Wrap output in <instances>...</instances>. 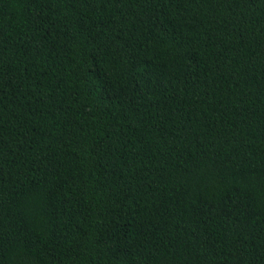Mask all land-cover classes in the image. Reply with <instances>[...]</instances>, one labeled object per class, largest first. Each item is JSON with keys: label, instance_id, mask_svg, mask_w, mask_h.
Masks as SVG:
<instances>
[{"label": "trees", "instance_id": "16d2710c", "mask_svg": "<svg viewBox=\"0 0 264 264\" xmlns=\"http://www.w3.org/2000/svg\"><path fill=\"white\" fill-rule=\"evenodd\" d=\"M0 264H264V0H0Z\"/></svg>", "mask_w": 264, "mask_h": 264}]
</instances>
